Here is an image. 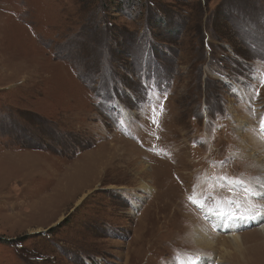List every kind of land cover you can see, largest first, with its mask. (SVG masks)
<instances>
[{"label": "rangeland", "instance_id": "rangeland-1", "mask_svg": "<svg viewBox=\"0 0 264 264\" xmlns=\"http://www.w3.org/2000/svg\"><path fill=\"white\" fill-rule=\"evenodd\" d=\"M262 80L264 0H0V264H264Z\"/></svg>", "mask_w": 264, "mask_h": 264}, {"label": "snow or ice", "instance_id": "snow-or-ice-1", "mask_svg": "<svg viewBox=\"0 0 264 264\" xmlns=\"http://www.w3.org/2000/svg\"><path fill=\"white\" fill-rule=\"evenodd\" d=\"M261 85L264 86V80L260 81ZM256 96L259 95L258 90H255ZM259 127L264 132V116H261L259 121ZM235 183L243 184L242 181H236ZM231 191V189H230ZM244 199L239 201L236 199H229L227 197L221 198L220 204L216 208H208L207 211L211 214L218 216L222 220H228L232 222L248 223L256 221L264 216V203L255 202L253 198L264 197V186H261L259 190L251 189L249 187L243 188ZM189 200L193 204H197L191 196ZM223 205L227 208L224 210ZM198 207L204 208L203 204H197ZM191 264H200L199 260H193Z\"/></svg>", "mask_w": 264, "mask_h": 264}, {"label": "bare ground", "instance_id": "bare-ground-1", "mask_svg": "<svg viewBox=\"0 0 264 264\" xmlns=\"http://www.w3.org/2000/svg\"><path fill=\"white\" fill-rule=\"evenodd\" d=\"M253 145L254 146H260L259 142H254ZM260 156L261 157L258 161V164L263 166V169H264V158H262V155H260ZM213 223L220 229L219 231H221L222 233L230 234V236H231L230 240H223V241L220 240V238L218 239V237L216 238L217 243H219L220 245L223 246L222 251H223L224 257L231 256L229 248H232L233 251H235L237 253H239V252L241 253L242 249L244 247L243 239H245L244 238L245 235L242 236V235L238 234V232H239L238 230H240L246 224H249V222L248 223H242V222H236L235 223V222L228 221V220H222L220 218H213ZM256 223H258V225L261 227V229H260L261 231H258V233L262 234V232H264V224H263L264 223V217L262 218L261 221H256ZM197 231H199L198 236L196 237L198 244L201 246H204L210 250L214 249V246H213L214 242H212V240H210L209 235L205 234L203 232L201 233V231L198 229H197ZM220 259L223 260L224 258L220 257Z\"/></svg>", "mask_w": 264, "mask_h": 264}]
</instances>
